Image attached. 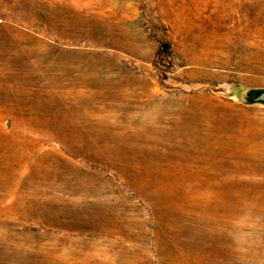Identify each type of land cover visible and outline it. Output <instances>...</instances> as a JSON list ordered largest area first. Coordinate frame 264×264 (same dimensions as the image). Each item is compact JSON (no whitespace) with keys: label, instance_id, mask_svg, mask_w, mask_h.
Segmentation results:
<instances>
[{"label":"rangeland","instance_id":"374dc122","mask_svg":"<svg viewBox=\"0 0 264 264\" xmlns=\"http://www.w3.org/2000/svg\"><path fill=\"white\" fill-rule=\"evenodd\" d=\"M264 0H0V264H264Z\"/></svg>","mask_w":264,"mask_h":264},{"label":"water","instance_id":"95a60500","mask_svg":"<svg viewBox=\"0 0 264 264\" xmlns=\"http://www.w3.org/2000/svg\"><path fill=\"white\" fill-rule=\"evenodd\" d=\"M241 100L246 104H264V87H252L241 94Z\"/></svg>","mask_w":264,"mask_h":264}]
</instances>
